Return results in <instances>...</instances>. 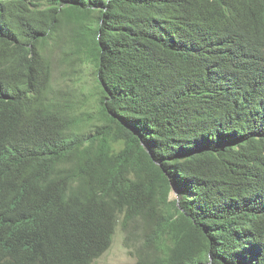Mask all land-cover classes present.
I'll use <instances>...</instances> for the list:
<instances>
[{
    "label": "trees",
    "instance_id": "1",
    "mask_svg": "<svg viewBox=\"0 0 264 264\" xmlns=\"http://www.w3.org/2000/svg\"><path fill=\"white\" fill-rule=\"evenodd\" d=\"M120 227L137 264H264V0H0V264Z\"/></svg>",
    "mask_w": 264,
    "mask_h": 264
},
{
    "label": "rangeland",
    "instance_id": "2",
    "mask_svg": "<svg viewBox=\"0 0 264 264\" xmlns=\"http://www.w3.org/2000/svg\"><path fill=\"white\" fill-rule=\"evenodd\" d=\"M82 82L83 84L81 87H83L85 91L92 89V83H94V81L92 82L90 77L85 75L84 79H82ZM78 84L79 81H76V83L71 85L76 87ZM176 198H179L178 192L176 193L173 191L171 193V199ZM125 238L126 235L122 228H118L113 240V244L109 251L93 264H137L138 258L136 257V247L133 248L134 252L128 248L125 244Z\"/></svg>",
    "mask_w": 264,
    "mask_h": 264
},
{
    "label": "water",
    "instance_id": "3",
    "mask_svg": "<svg viewBox=\"0 0 264 264\" xmlns=\"http://www.w3.org/2000/svg\"><path fill=\"white\" fill-rule=\"evenodd\" d=\"M175 192H176V193L178 192L176 188H175Z\"/></svg>",
    "mask_w": 264,
    "mask_h": 264
}]
</instances>
